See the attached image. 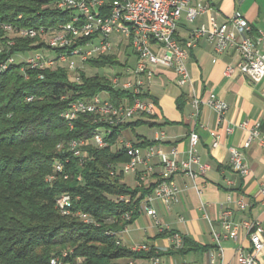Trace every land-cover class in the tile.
I'll use <instances>...</instances> for the list:
<instances>
[{
  "label": "trees",
  "instance_id": "1",
  "mask_svg": "<svg viewBox=\"0 0 264 264\" xmlns=\"http://www.w3.org/2000/svg\"><path fill=\"white\" fill-rule=\"evenodd\" d=\"M49 1L0 0V24L56 27L71 18L69 11H58ZM6 38L0 29L1 61L21 50L42 47L35 38H16L13 45L7 44ZM86 63L103 68L118 64V60L101 55ZM20 67L21 63L13 62L0 71V264H52L53 257H60L62 264H76L78 257L80 264H129V259L161 256L154 245L147 251L123 245L118 234L135 220L142 199L154 190L156 182L131 187L123 181L122 173H111L117 163L128 159L125 147L118 142L122 130L160 123L145 113L115 125L89 112L68 121L63 112L77 99L106 91L119 103L132 95L111 86L106 75L96 72L88 75L80 71V79L75 81L62 67L43 70L42 78L39 70L23 73ZM29 96L31 100H27ZM141 96H148L147 91ZM94 130L105 131V145L88 146V157L81 163L65 144L90 138ZM135 141L139 145L156 142L138 134ZM60 143L63 147L58 149ZM64 193L72 199L68 214L56 206ZM119 195L128 200L118 199ZM126 213H130L129 219ZM77 215H87L89 221ZM182 239L178 250L188 245L189 239ZM64 252L67 255L63 256Z\"/></svg>",
  "mask_w": 264,
  "mask_h": 264
},
{
  "label": "built area",
  "instance_id": "2",
  "mask_svg": "<svg viewBox=\"0 0 264 264\" xmlns=\"http://www.w3.org/2000/svg\"><path fill=\"white\" fill-rule=\"evenodd\" d=\"M48 4L61 10H74V26L64 24V30H56L53 26L44 25L38 28H21L23 31L52 30L53 41L42 43V47L22 51L23 57L19 61L15 58L16 54H10L4 61H0V65H7L9 60H16L21 63L22 72H26L27 69L39 70L40 78L43 77V70L62 67L67 72H74L72 80L79 81L81 71L79 69L90 58L100 57L102 53L111 55L118 46L126 58L130 55L135 56L134 65H129L126 61L123 63V71L115 70L109 76L106 75L111 86L129 91L132 95L131 99L125 97L119 103H114L108 92L101 91L91 97L71 102L64 110L70 116L89 112L101 119V113L112 112V120L105 121L114 125L130 121L141 113L155 116L154 101L148 96H141L147 91L146 85L154 75L153 67L160 65L172 69L176 74L175 81L178 86L191 84L186 61L190 50L197 46L201 39L209 42L216 54L233 51L237 55L236 64H228L225 74L238 69L251 83H256L264 77V30L254 29L239 11H235L223 21H218L212 8L201 1L192 4L190 0H50ZM183 12L190 21L200 14H207V22L190 30L186 40L181 43L177 38L176 30ZM3 24L11 26L9 23ZM76 29H83L82 38H73V31ZM17 40H9L10 45ZM46 50L48 53L45 52ZM26 52L28 54L25 56ZM189 97L195 116L199 114L201 105H207L221 119L228 107L227 103L212 91L202 97L191 89ZM26 98L29 100V97ZM240 126L247 127V122H241ZM232 130V126L226 127L227 132ZM164 136L162 130H157L154 138L156 142L146 145H139L132 139L121 138L128 159L117 163L111 170L113 174H134L138 185L156 182L154 190L142 199L141 210L152 216L157 224L159 221L152 203L160 199L165 204H169L174 199L180 190L174 177L183 174L194 179L208 168L207 163L201 162L197 149L199 135L195 130L189 132V146L184 157H179V151L175 146L169 150L165 148L162 143ZM255 138L264 141L257 124L248 128V137L242 147H248ZM217 143L216 136L213 146ZM89 144L100 147L105 145V141L97 135L73 139L72 146L67 150L82 163L88 157V151L84 146ZM229 151L231 167L241 175L248 174L249 167L241 149L230 147ZM156 165L161 166V170L157 173ZM196 166L198 170L195 169ZM194 187L199 189L197 185ZM118 199L126 201L128 197L119 195ZM56 206L58 208L57 204ZM236 206L239 210H244L247 204L237 199ZM62 211H71V209L67 207ZM126 214L129 219L130 213ZM219 223L221 230L212 233L217 243L216 251L210 253L208 264H222L217 262V256L222 253L219 242L223 238L237 239L240 228L246 231L250 249L244 251L238 247L236 264H259L258 255L264 247V225L261 221L249 218L234 221L232 209L222 207ZM128 229L129 224L118 234ZM169 235L171 246L180 249L183 245L182 235L177 232ZM132 249L147 251L150 245L136 243L132 245ZM65 255L67 252L63 253V256ZM52 259L55 264H62L60 257ZM80 263L81 258L78 257L76 264ZM128 263L133 264V261L129 259ZM148 264L164 263L160 256H152ZM179 264H188V262L182 261Z\"/></svg>",
  "mask_w": 264,
  "mask_h": 264
},
{
  "label": "crops",
  "instance_id": "3",
  "mask_svg": "<svg viewBox=\"0 0 264 264\" xmlns=\"http://www.w3.org/2000/svg\"><path fill=\"white\" fill-rule=\"evenodd\" d=\"M196 1L207 3L218 21L239 11L254 29L264 30V0H190V3ZM206 22L207 14H200L190 21L183 12L176 30L178 40L182 43L190 30ZM116 49L120 50V47ZM121 56L123 60L119 63V71H123L126 61L134 65V55L126 58L122 53ZM237 60L233 51L216 54L211 44L201 39L190 50L186 61L191 84L178 86L172 69L160 65L153 67L154 75L147 83L146 90L155 103L156 115L150 120L160 125H149L151 129L147 135L136 134L154 139L158 128L165 134L162 139L165 148L169 150L175 146L179 157H184L189 146V132L195 130L199 135L197 149L201 162L207 163L208 168L194 179L183 174L176 175L174 179L180 190L174 199L169 204L160 199L152 203L159 224L141 210L129 224L128 231L119 233L123 245L130 248L136 243L154 245L163 253L160 258L164 264H179L182 261L208 264L210 253L216 251L217 243L212 233L221 230L219 213L222 207L232 209L234 221L259 219L264 225V141L255 138L248 147H242L248 137V128L255 124L264 138V77L251 83L238 69L225 74L226 66L236 64ZM191 89L202 97L212 91L224 100L228 107L223 117L219 119L217 113L207 105H201L199 114L195 116L190 105ZM243 121L247 122V127L240 126ZM227 126H232L233 130L227 132ZM129 129L122 130L121 138L136 140V134L133 136ZM216 136L218 143L213 146ZM121 138L118 140L120 144ZM230 147L241 149L249 167L248 174L241 175L231 167ZM155 169L157 173L161 166L156 165ZM195 169L198 170V167ZM133 177L135 186L134 174ZM237 199L247 204L244 210L237 208ZM170 230L189 239L184 250L172 248L170 235L161 234ZM219 245L222 253L217 256V262L222 264H236L238 247L244 251L250 249V241L243 228H240L237 239L223 238ZM132 261L133 264L149 263V259L145 258ZM258 262L264 264V247L258 255Z\"/></svg>",
  "mask_w": 264,
  "mask_h": 264
},
{
  "label": "bare ground",
  "instance_id": "4",
  "mask_svg": "<svg viewBox=\"0 0 264 264\" xmlns=\"http://www.w3.org/2000/svg\"><path fill=\"white\" fill-rule=\"evenodd\" d=\"M55 9H57L58 11L61 10V8H55ZM61 11H69L70 14H71V18L69 17L70 19L68 21L59 22L57 24V26L54 27V28L56 30H64V24H66L67 26H74V19H75L74 10L65 9V10H61ZM10 25L11 26H5V24H0V29L3 30V31H14V32L18 33L19 37H14L15 39L16 38H29V39L30 38L31 39L35 38V39H38V41L42 42V43H51L53 41L52 30H49V29H34L32 31L31 30H24L23 31L21 28H38V27H41V26H38V27H20V28H18V27H15L12 24H10ZM82 37H83V29H76L75 31H73V38H82ZM9 40H14V39L11 38V39L7 40V44L10 45ZM1 45L2 44L0 42V49H1ZM106 54L107 53H102V55H106ZM13 62H15V61L14 60H9V63H13ZM8 66H9V64L0 65V71L1 70H5ZM20 71L22 72V68L21 67H20ZM23 73H26V72H23ZM31 98L32 97L29 96V100H31ZM63 116L68 121H72L73 119H75L77 117V116H70V114L66 113L65 111L63 112ZM101 119H103V120H112V112L101 113ZM97 129H98V127H97ZM104 132H103V130H96L93 135H97L98 138H104V134H105ZM71 146H72V140L65 144V148L66 149L71 147ZM62 147H63L62 143L57 145V148H59V149H61ZM71 204H72V199H71V197L69 195H62L60 197V199L58 200V202H57L58 209L60 210V212L62 214H68L70 212V211H62V210H66L67 207L71 208ZM83 218H85L86 221H89V217L87 215H83ZM125 218L128 219V214H125ZM52 264H55L54 260H52Z\"/></svg>",
  "mask_w": 264,
  "mask_h": 264
},
{
  "label": "rangeland",
  "instance_id": "5",
  "mask_svg": "<svg viewBox=\"0 0 264 264\" xmlns=\"http://www.w3.org/2000/svg\"><path fill=\"white\" fill-rule=\"evenodd\" d=\"M5 35H7V38L6 40L8 39H15L14 37H19L18 33L14 32V31H3ZM30 49H28L29 51ZM22 51L24 50H21L19 51L18 53H15V58L16 60H21L22 59ZM27 51V52H28ZM115 52H113V54L111 53V55H113L117 60H118V64H114L113 66H106V67H103V68H95V67H91L88 63H83V65H81V68L79 70L81 71H84L86 74L88 75H91V74H94L95 72L98 73L99 75H110L113 71L115 70H118L119 68V63L122 62L123 58H122V53L120 52L119 49H114ZM25 53V56L28 54V53ZM46 53H48V51L46 50L45 51ZM106 55H109V53H107ZM16 60H14L16 62ZM69 73V77L70 79H72V77L75 75L74 72H68ZM129 129V128H128ZM151 127L147 124H143V125H140V126H137L135 127L134 129H129L131 131V133L133 134V136L136 134V133H142V134H145L147 135L148 132L150 131ZM156 130H159L158 128ZM133 131V132H132ZM90 145H93V144H89V145H86L84 146V149L87 150V147L90 146ZM59 149V148H58ZM121 163V162H120ZM124 181L127 182V184L131 187H133V182H134V177H133V174L132 173H128V174H124ZM82 221H85V218L81 217L80 215H77ZM90 218V217H89ZM71 251V248L69 249ZM123 261V260H121Z\"/></svg>",
  "mask_w": 264,
  "mask_h": 264
}]
</instances>
